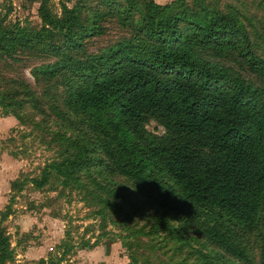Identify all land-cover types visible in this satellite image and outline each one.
Masks as SVG:
<instances>
[{
    "label": "trees",
    "instance_id": "1",
    "mask_svg": "<svg viewBox=\"0 0 264 264\" xmlns=\"http://www.w3.org/2000/svg\"><path fill=\"white\" fill-rule=\"evenodd\" d=\"M140 1L141 8L135 0H75L71 8L60 3L59 18L47 13L43 1L36 32L4 30L0 19V55L40 50L52 59L31 76L67 77L63 106L89 116L107 159L100 163L125 177L138 195L177 219L193 207L250 231L264 198V89L246 82L239 70L264 75L251 41L259 31L256 38L264 43V0ZM106 18L116 21L122 35L97 54L75 58L91 38L108 36ZM222 55L238 70L205 59ZM32 96L24 89L0 93V108L36 103ZM147 118L164 136L146 134ZM60 168L63 163L55 166L57 175H70ZM46 181L43 174L32 183L40 188ZM201 234L224 254L247 261L218 226L206 224ZM9 260L0 229V264ZM259 264H264V231Z\"/></svg>",
    "mask_w": 264,
    "mask_h": 264
},
{
    "label": "rangeland",
    "instance_id": "2",
    "mask_svg": "<svg viewBox=\"0 0 264 264\" xmlns=\"http://www.w3.org/2000/svg\"><path fill=\"white\" fill-rule=\"evenodd\" d=\"M43 1L44 9L55 18L61 17L60 3L71 8L75 2L0 0L3 29L15 26L38 31L41 26L38 10ZM135 3L140 8L143 5L140 0ZM102 26L107 28L108 36L91 38L83 51L73 55L75 58L82 60L85 54H97L108 41L122 35L112 19L106 18ZM258 33L252 34L251 41L264 62V43L256 38ZM205 59L238 70L224 55ZM51 62L40 50L9 57L0 55L1 95L24 89L36 102L23 103L21 108L18 104L12 109L0 108V117L8 113L15 120L11 127H0V154L7 156L10 178L6 187L7 205L2 211L7 220L3 228L16 229L15 237L4 235L12 255L9 241L22 244L30 237L36 243H40L38 239L45 240L47 259H59L60 264H259L264 198L257 224L250 231L193 207H185L178 219L164 213L152 199L138 195L125 177L109 173L100 163H106L107 159L99 148L100 137L92 128L93 122L89 116L75 114L62 104L67 77L59 74L46 80L39 75L37 79L31 76L34 69ZM239 72L246 82L264 89V75H255L244 68ZM14 97L18 100L22 95ZM8 110H15L18 118ZM143 128L152 137L165 134L150 118ZM61 163L70 170L69 176L57 175L55 166ZM70 163L73 168L69 169ZM43 174L46 183L35 188L32 182L40 180ZM15 221L21 227L13 224ZM206 224L216 225L227 234L243 250L247 261L232 258L211 245L201 234ZM20 228L25 233L19 235Z\"/></svg>",
    "mask_w": 264,
    "mask_h": 264
},
{
    "label": "crops",
    "instance_id": "3",
    "mask_svg": "<svg viewBox=\"0 0 264 264\" xmlns=\"http://www.w3.org/2000/svg\"><path fill=\"white\" fill-rule=\"evenodd\" d=\"M159 2H154L158 5H164L168 3L170 0H157ZM15 123V120L11 116H2L0 117V127L2 126H7L11 127ZM7 156H5L4 153L0 154V229L2 230L3 234L8 236V235H13L14 236V231L16 229H12L10 231V228H7L6 230L4 229V225H6L7 220L4 219L3 217V209L7 205V198H6V191H7V186L10 181L9 178V172H8V161H6ZM10 218L9 216L7 219ZM13 224H16L17 226H20V222H13ZM4 227V228H3ZM21 227V226H20ZM17 233L20 235V233H25V231L20 228ZM61 239V236L58 237V240ZM34 239L27 237V239L20 244L19 241H9V246L11 249H13L14 255L11 254V260L7 261L4 264H34L36 261L39 260H46L47 259V254L45 252V247H44V241L38 239L37 241H40V243H36L33 241ZM55 240V239H54ZM30 261V262H27ZM34 262V263H32Z\"/></svg>",
    "mask_w": 264,
    "mask_h": 264
}]
</instances>
